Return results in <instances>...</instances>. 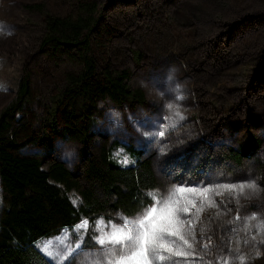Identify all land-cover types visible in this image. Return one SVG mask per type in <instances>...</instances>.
<instances>
[{
  "label": "rangeland",
  "instance_id": "rangeland-1",
  "mask_svg": "<svg viewBox=\"0 0 264 264\" xmlns=\"http://www.w3.org/2000/svg\"><path fill=\"white\" fill-rule=\"evenodd\" d=\"M87 2L101 13L91 37L98 67L127 71L128 83L146 96L144 104L98 99L91 123L92 156L102 145L117 142L113 157L129 166L138 156L126 147L141 150L142 157L151 158L159 183L146 194L254 182L256 189L238 198L211 193L217 207L206 206L194 221L190 242L203 264H216L217 257L238 264L240 256L246 264H264V235L254 227L251 234L243 230L245 217L264 218V0H0V112L16 97L25 73L38 97L55 92L65 73L78 67L64 56L42 53L40 43L46 13L74 16ZM33 4L42 9L27 7ZM132 49L143 54L138 62ZM175 110L183 119L175 117ZM158 130L164 135H157ZM248 132L259 146L239 165L227 154L241 149ZM55 158L75 172L82 187L99 193L86 177L78 141L57 140ZM67 195L80 206L76 190ZM7 198L0 181V217ZM144 209L130 217L114 212L99 218L121 223V217L135 218ZM69 233L76 250L67 262L73 264L83 250L77 245L85 232Z\"/></svg>",
  "mask_w": 264,
  "mask_h": 264
},
{
  "label": "trees",
  "instance_id": "trees-1",
  "mask_svg": "<svg viewBox=\"0 0 264 264\" xmlns=\"http://www.w3.org/2000/svg\"><path fill=\"white\" fill-rule=\"evenodd\" d=\"M27 7L42 9L40 4ZM95 8L87 2L79 5L80 12L74 16L45 14L41 52L64 56L78 67L65 73L55 92L38 97L25 73L16 97L0 112V181L8 197L0 217V264H50L35 245L38 239L72 228L83 219L92 225L97 217L114 212L134 216L152 202L145 192L159 185L151 158L142 157L141 150L127 146L138 157L134 165L122 166L113 157L117 142L102 145L95 156L89 149L99 98L109 96L130 104H144L146 99L142 89L128 83L127 71L98 67L91 37L101 13ZM132 54L137 62L143 55L137 49ZM59 139L80 143L86 177L99 193L82 187L75 172L55 158ZM257 146L259 141L248 132L241 149H230L227 157L240 165ZM72 189L82 198L79 207L67 195ZM85 247H96L91 229Z\"/></svg>",
  "mask_w": 264,
  "mask_h": 264
},
{
  "label": "snow or ice",
  "instance_id": "snow-or-ice-1",
  "mask_svg": "<svg viewBox=\"0 0 264 264\" xmlns=\"http://www.w3.org/2000/svg\"><path fill=\"white\" fill-rule=\"evenodd\" d=\"M168 107L172 109L173 106ZM174 115L183 119L178 110L174 111ZM156 134L163 136L164 131L158 130ZM123 162L127 163V160ZM255 189V183L248 182L220 184L214 188L181 186L171 189L166 195L149 192L147 195L151 197L152 204L139 216L132 219L121 217V223L105 222L99 218L91 225L95 228V240L102 251L98 255L86 257L84 264H203L193 251L190 239H195L194 221L199 220L205 207H217L210 194L221 195L227 192L238 198L245 190ZM72 203L75 205L78 201L73 199ZM240 219L239 215L235 217L236 221ZM89 227V221L83 219L74 226V231L86 233ZM253 227L257 234L264 235V218L255 214L245 217L243 230L251 234ZM69 237L70 233L66 229L54 240L39 245L50 264H64L67 257L76 250L69 242ZM250 238L254 240L255 235ZM203 248L208 250L210 245L205 244ZM216 264H237V261L217 257ZM238 264H246L243 256L238 258Z\"/></svg>",
  "mask_w": 264,
  "mask_h": 264
},
{
  "label": "crops",
  "instance_id": "crops-1",
  "mask_svg": "<svg viewBox=\"0 0 264 264\" xmlns=\"http://www.w3.org/2000/svg\"><path fill=\"white\" fill-rule=\"evenodd\" d=\"M99 218V217H98ZM98 218H96L95 220H94V222L98 219ZM109 220V219H108ZM109 221H111V219L109 220ZM81 222V221H80ZM79 222V223H80ZM94 222H93V224H94ZM113 222V221H112ZM79 223H77V224H79ZM76 224V225H77ZM92 224V225H93ZM89 225H90V223H89ZM75 226V225H74ZM74 226L72 227V228H62L60 231H62L63 229H68L69 231H71V230H73L74 229ZM92 230V232H93V242L96 244V246L97 247H85V238H86V235H87V232L89 231V230ZM88 231L85 233V236H84V238L81 240V243L80 244H78V246L79 247H77V249L78 248H82L83 250V252L81 251V252H79L78 253V255L75 257V259H74V261H73V264H84V261H85V258L86 257H92V256H95V255H98V254H100V252L102 251V249H101V247L97 244V242H96V240H95V236L97 235V233H96V231H95V228L94 227H92L91 225H90V227H89V229H88ZM57 235V234H56ZM56 235H53V236H49V237H42V238H40V239H38L37 240V242H36V247H37V249L41 252V250H40V248H39V243L40 242H42V241H44V240H47V241H49V240H54L57 236ZM74 237V236H73ZM72 245H73V243L75 242V237L72 239V240H70L69 241ZM41 245V244H40ZM42 253V252H41ZM43 255H44V253H42ZM86 255V256H83V255ZM45 256V255H44ZM71 257V254L67 257V259L64 261V264H65V262L67 263V261L69 260V258ZM45 258L48 260V262H49V258L48 257H46L45 256ZM75 262V263H74ZM50 263V262H49Z\"/></svg>",
  "mask_w": 264,
  "mask_h": 264
}]
</instances>
